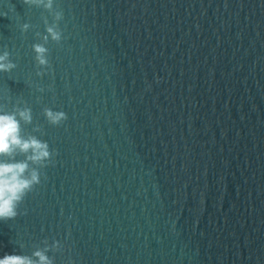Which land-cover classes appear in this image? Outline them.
I'll list each match as a JSON object with an SVG mask.
<instances>
[{
    "label": "water",
    "instance_id": "1",
    "mask_svg": "<svg viewBox=\"0 0 264 264\" xmlns=\"http://www.w3.org/2000/svg\"><path fill=\"white\" fill-rule=\"evenodd\" d=\"M54 8L63 38L38 67L54 14L0 0V54L17 65L0 72V110L30 107L22 134L53 152L0 220V258L59 241L55 264H264V0Z\"/></svg>",
    "mask_w": 264,
    "mask_h": 264
},
{
    "label": "clouds",
    "instance_id": "2",
    "mask_svg": "<svg viewBox=\"0 0 264 264\" xmlns=\"http://www.w3.org/2000/svg\"><path fill=\"white\" fill-rule=\"evenodd\" d=\"M24 3L43 7L54 14L55 23H48L45 20L47 34L43 36L44 43H36L32 46L38 67L47 68L49 49L45 45L49 38L57 43L62 40L59 22L63 19V12L54 8V0H24ZM30 27V24L25 23L22 25V30L27 32ZM10 57L9 51L0 54V72H12L17 67ZM37 75L43 76L44 72L38 71ZM44 112L52 125H60L68 119L64 111L45 108ZM21 122L25 124L33 122L30 107L18 106L12 112L0 110V157H9V161H0V220L14 219L18 216V210L26 196L41 183L40 169L52 163L53 152L50 151L49 144L35 135L25 137L22 134ZM18 154H23L25 159L16 160ZM45 243L47 244V241ZM53 247L60 250V242L56 241L49 247L37 249L31 256L5 254L0 258V264H55L54 258L47 254Z\"/></svg>",
    "mask_w": 264,
    "mask_h": 264
}]
</instances>
